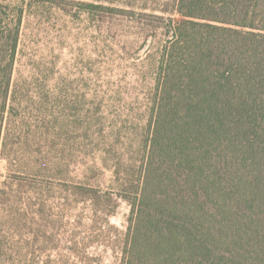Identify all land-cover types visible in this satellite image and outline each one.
Masks as SVG:
<instances>
[{"label": "rangeland", "instance_id": "rangeland-1", "mask_svg": "<svg viewBox=\"0 0 264 264\" xmlns=\"http://www.w3.org/2000/svg\"><path fill=\"white\" fill-rule=\"evenodd\" d=\"M23 5L0 138V264H123L176 2Z\"/></svg>", "mask_w": 264, "mask_h": 264}, {"label": "trees", "instance_id": "trees-1", "mask_svg": "<svg viewBox=\"0 0 264 264\" xmlns=\"http://www.w3.org/2000/svg\"><path fill=\"white\" fill-rule=\"evenodd\" d=\"M24 2L0 0V138ZM175 2L123 264H264V0Z\"/></svg>", "mask_w": 264, "mask_h": 264}]
</instances>
